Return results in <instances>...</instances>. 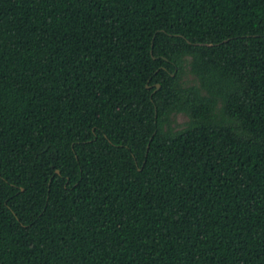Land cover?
I'll list each match as a JSON object with an SVG mask.
<instances>
[{
  "label": "trees",
  "instance_id": "obj_1",
  "mask_svg": "<svg viewBox=\"0 0 264 264\" xmlns=\"http://www.w3.org/2000/svg\"><path fill=\"white\" fill-rule=\"evenodd\" d=\"M0 264H264V0H0Z\"/></svg>",
  "mask_w": 264,
  "mask_h": 264
},
{
  "label": "rangeland",
  "instance_id": "obj_2",
  "mask_svg": "<svg viewBox=\"0 0 264 264\" xmlns=\"http://www.w3.org/2000/svg\"><path fill=\"white\" fill-rule=\"evenodd\" d=\"M178 120H179L180 123H182L183 121L186 120V116H184V115H180V116L178 117Z\"/></svg>",
  "mask_w": 264,
  "mask_h": 264
},
{
  "label": "water",
  "instance_id": "obj_3",
  "mask_svg": "<svg viewBox=\"0 0 264 264\" xmlns=\"http://www.w3.org/2000/svg\"><path fill=\"white\" fill-rule=\"evenodd\" d=\"M149 87H150V85H148ZM161 86V84L160 83H157V87L159 88ZM59 171V170H58Z\"/></svg>",
  "mask_w": 264,
  "mask_h": 264
}]
</instances>
